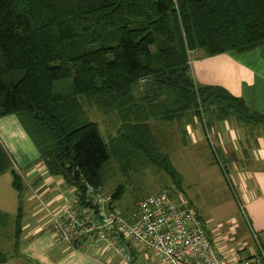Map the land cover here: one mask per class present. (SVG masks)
<instances>
[{"label": "trees", "instance_id": "16d2710c", "mask_svg": "<svg viewBox=\"0 0 264 264\" xmlns=\"http://www.w3.org/2000/svg\"><path fill=\"white\" fill-rule=\"evenodd\" d=\"M259 48L264 54V0H0V118L16 116L46 171L82 196L102 188L112 155L129 151L147 153L179 186L169 155H155L150 119L172 122L194 109L200 116L201 107L207 122L264 126L263 114L223 89L198 85L191 71L193 56ZM70 79L67 93L57 91ZM84 100L118 116L122 128L110 144ZM5 171L21 193L22 178L0 141ZM122 196L115 192L114 202Z\"/></svg>", "mask_w": 264, "mask_h": 264}, {"label": "crops", "instance_id": "0c3cea01", "mask_svg": "<svg viewBox=\"0 0 264 264\" xmlns=\"http://www.w3.org/2000/svg\"><path fill=\"white\" fill-rule=\"evenodd\" d=\"M255 51L193 56V78L202 87H217L243 99L251 111L264 115V55ZM186 128L178 141L183 149V164L191 168L186 167L188 174L184 198L178 199L185 201L195 211L201 223L207 201L216 207L212 212L224 222L229 221V229L238 231L240 236V230L244 229L245 232L239 212L242 205L250 221L249 227L258 234H264V126L243 124L234 118L209 122L195 118ZM0 140L26 184L20 194H34L38 200L20 201L13 237L5 242L0 241V264L148 263L140 248L133 262L127 263L106 243L75 249L57 240L50 231V215L72 205L74 188L65 184L63 177L52 176L46 171L45 165L39 161L38 149L16 116L0 118ZM204 148L208 152V159L202 156ZM215 152L221 159L220 166H216L212 159ZM170 153L173 155L169 156L170 160L172 157L180 164L176 154ZM221 169L225 179L218 177ZM199 174L211 178L207 188L199 184L198 178L191 177ZM66 185L67 189L62 187ZM192 186H195V191L189 192ZM3 212L7 218L11 214L8 210ZM7 218H1L0 223ZM237 218L240 222L238 227L234 226ZM208 219L212 222L214 218ZM209 235L218 252L226 249L222 245L224 234L221 230L216 228ZM255 254L252 250L247 258Z\"/></svg>", "mask_w": 264, "mask_h": 264}, {"label": "built area", "instance_id": "2783aa9c", "mask_svg": "<svg viewBox=\"0 0 264 264\" xmlns=\"http://www.w3.org/2000/svg\"><path fill=\"white\" fill-rule=\"evenodd\" d=\"M74 193L72 205L50 215V231L75 249L106 243L127 263L133 262L140 248L151 264H264V246L252 227L258 253L245 260H227L195 211L168 190L127 211L118 208L103 188H88L85 196L74 188ZM240 210L248 219L242 205Z\"/></svg>", "mask_w": 264, "mask_h": 264}, {"label": "rangeland", "instance_id": "374dc122", "mask_svg": "<svg viewBox=\"0 0 264 264\" xmlns=\"http://www.w3.org/2000/svg\"><path fill=\"white\" fill-rule=\"evenodd\" d=\"M255 53L263 54L262 48L257 49ZM70 80L71 81L68 80L64 83L59 82L57 84V91L67 93L70 90V86L72 84V79ZM142 86H145L144 82L141 83V87ZM141 87L139 88V93L140 89H142ZM83 103L89 121L97 124L103 139L107 144H110L111 139L116 137L120 133V129L122 128L118 116L116 114H104L97 106L90 104L91 102H85L84 100ZM136 103L140 106L138 102ZM200 109V116L198 110L194 109L187 112L183 119L175 120L172 122L161 121V119L159 118L150 119L153 131V142L151 143V145L155 151V155L157 156V158H159V150L163 154H167L173 157L172 153H170L172 151L176 154V159L180 162V164H177L171 157V161L174 167L177 168L181 174L182 182L179 186L175 185L174 180L167 174L166 171H164L158 165H155V162L153 163L151 161V158L148 157L147 153H135L129 151L126 153L127 155L124 156H122V154L119 156H111L110 161L105 165V168L103 169L102 188L106 193L111 195H113L118 190L123 191L122 198L118 200V202H116V206L118 208L125 211L131 210V207H134L135 204L140 200L151 195H157L164 190H168L175 198H184L183 191L186 190V175L188 174L186 167H191L183 164V149L180 146L181 143L180 141H178V137L182 136V132L184 131V129H187V124L192 122L195 118L199 119L200 121H204L203 116L209 115H206L205 110H203L202 113ZM206 119L209 120L210 116H208ZM6 151L9 153L7 149ZM207 153L208 152L206 148H204L202 156L206 157V159L209 158ZM212 159L214 160L216 166L221 165V159L216 154V152L212 153ZM192 163H195V161L192 160ZM13 177L14 174L11 171L0 173V219L7 218V216H5L6 214L3 212L4 210H8L11 213L5 222L0 223L1 242H5L9 238L13 237L12 232L16 227L15 215H17L18 213L20 201H38L34 197V194L31 196L24 195L23 193L20 194V192L13 185ZM191 177L193 179L198 178L199 184L204 188H207L210 184L209 179L211 178H208L207 175L199 174L191 175ZM218 177L221 179H225L222 169L221 174H218ZM64 182L65 184H67L66 180ZM23 187H26L25 183H23ZM62 187L67 189L68 185ZM66 189H64V191H66ZM194 191L195 186H192L189 192ZM214 208L216 207L205 201V214L201 215V218H204H202V225L209 234H212L216 228L221 230L224 234L222 236V245H224L226 249L224 251H220L219 254L223 258L232 262L245 260L252 250L257 254L259 250L258 244L251 233L248 222L249 218H245L239 209L241 222L245 227V232L247 231L246 234L245 232H243L244 229L240 230V236L238 231L229 229V225L231 224L229 223V221L224 222L219 215H216L212 212L214 211ZM211 217L214 218L212 222L208 219ZM237 221L234 223V226L236 225L238 227V225L240 224L238 218ZM258 235L262 245L264 246V234L261 233ZM144 254L148 263L151 264L149 261L148 253L144 251Z\"/></svg>", "mask_w": 264, "mask_h": 264}, {"label": "water", "instance_id": "95a60500", "mask_svg": "<svg viewBox=\"0 0 264 264\" xmlns=\"http://www.w3.org/2000/svg\"><path fill=\"white\" fill-rule=\"evenodd\" d=\"M63 166H65V164H63ZM68 170L71 171L74 174V177H75L76 181L80 180V172L75 167V164L73 162H70Z\"/></svg>", "mask_w": 264, "mask_h": 264}]
</instances>
